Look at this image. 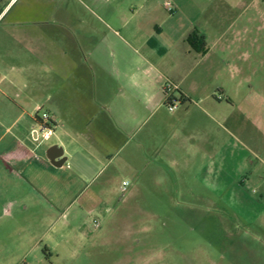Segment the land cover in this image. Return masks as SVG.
I'll list each match as a JSON object with an SVG mask.
<instances>
[{
	"label": "crops",
	"instance_id": "0c3cea01",
	"mask_svg": "<svg viewBox=\"0 0 264 264\" xmlns=\"http://www.w3.org/2000/svg\"><path fill=\"white\" fill-rule=\"evenodd\" d=\"M206 1L174 0L173 13L146 3L139 19L62 18L56 36L42 27L48 19L30 18L46 9L39 0L19 9V0L0 4V264L61 258L62 240L42 246L68 234L70 188L85 182V169L175 187L173 200L195 197V180L210 183L215 166L226 167L230 123L243 137L239 177L264 183V97L251 76L229 77L230 59H250L254 47L230 49L246 39L233 30L236 20L227 26L214 18L212 5L218 11L224 0ZM193 33L205 37L204 52L190 44ZM236 73L253 71L237 66ZM180 94L188 102L170 110L167 100ZM41 111L51 116L53 135L38 144L31 131ZM52 146L63 149L61 167L46 155ZM128 187L123 180L122 197ZM112 213L98 206L100 227L91 221L87 234L99 236ZM12 233L30 239L23 255Z\"/></svg>",
	"mask_w": 264,
	"mask_h": 264
},
{
	"label": "rangeland",
	"instance_id": "374dc122",
	"mask_svg": "<svg viewBox=\"0 0 264 264\" xmlns=\"http://www.w3.org/2000/svg\"><path fill=\"white\" fill-rule=\"evenodd\" d=\"M28 1L19 0L17 9ZM39 1L46 9L39 7L31 11L30 18L37 22L48 19L47 26L42 27L56 36L62 18L139 19L145 17L140 9L146 3L165 8L167 0ZM171 1L174 5V0ZM224 1L218 11L212 5L214 18L222 19L227 26L236 20L233 30L246 39L231 45L230 49L249 53L254 47V56L250 59H230L229 77L238 81L251 76L250 86L264 97V0ZM212 3L215 5L218 1ZM237 66L253 73L238 75ZM248 91L241 90L236 98ZM43 113L47 112L41 111L39 116ZM225 128L229 133L226 167L220 169L222 165H216L210 183L195 180L190 186L197 195L191 199L173 200L169 194L175 187L136 183L128 172L117 175L112 168L83 170L85 182L70 188L73 197L69 202L68 234L62 239L54 237L50 242L44 241L42 246L45 249L46 245L62 240L68 247L61 251V258L52 257L42 264H264V183L239 177L238 158L245 152L243 137L231 123ZM251 162L256 160L252 158ZM260 166L264 178V166ZM125 179L129 187L122 197L118 190ZM98 206L113 210L111 222L103 225L99 236H90L87 233ZM2 220V223L8 221ZM11 238L14 244L22 242L20 254L27 252L28 247H24L30 239L18 241V235L13 233ZM129 245H133L131 249ZM141 254L145 255L143 261L139 259ZM20 264L38 263L22 261Z\"/></svg>",
	"mask_w": 264,
	"mask_h": 264
},
{
	"label": "built area",
	"instance_id": "2783aa9c",
	"mask_svg": "<svg viewBox=\"0 0 264 264\" xmlns=\"http://www.w3.org/2000/svg\"><path fill=\"white\" fill-rule=\"evenodd\" d=\"M14 0H7L9 4L12 3ZM5 3V2H4ZM165 8L169 13L174 12V5L171 0H167L165 2ZM168 94L173 92V88L171 86H168L166 88ZM221 95H219V99H221ZM177 105H168L170 110H173ZM53 135V122L52 118L48 113H43L42 116H39L36 122V126L31 131V136L33 141H35L38 144H42L43 142L48 141ZM128 186L127 182L123 183L122 192L126 191V187ZM93 226L97 230L100 227V222L96 219L93 220Z\"/></svg>",
	"mask_w": 264,
	"mask_h": 264
},
{
	"label": "trees",
	"instance_id": "16d2710c",
	"mask_svg": "<svg viewBox=\"0 0 264 264\" xmlns=\"http://www.w3.org/2000/svg\"><path fill=\"white\" fill-rule=\"evenodd\" d=\"M7 0H0V4H3L4 2H6ZM189 42L190 44L193 46V47H196L197 44L199 43L201 45V52H204L205 48H206V41H205V37L204 36H200L198 33H193L190 38H189ZM188 102V99L180 94L179 98L176 97V98H169L166 102V106L168 105H173V104H176V103H179V104H185ZM36 118L38 119L39 118V115H36Z\"/></svg>",
	"mask_w": 264,
	"mask_h": 264
},
{
	"label": "water",
	"instance_id": "95a60500",
	"mask_svg": "<svg viewBox=\"0 0 264 264\" xmlns=\"http://www.w3.org/2000/svg\"><path fill=\"white\" fill-rule=\"evenodd\" d=\"M63 149L59 148L58 146H52L47 151V157L49 161L55 166V167H61L65 162L66 158L63 157Z\"/></svg>",
	"mask_w": 264,
	"mask_h": 264
}]
</instances>
